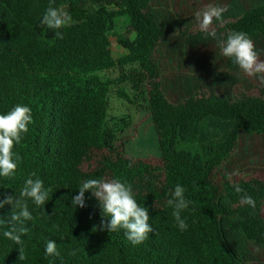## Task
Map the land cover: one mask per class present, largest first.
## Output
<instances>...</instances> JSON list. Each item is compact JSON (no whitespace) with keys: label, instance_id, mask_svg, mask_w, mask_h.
Returning a JSON list of instances; mask_svg holds the SVG:
<instances>
[{"label":"trees","instance_id":"1","mask_svg":"<svg viewBox=\"0 0 264 264\" xmlns=\"http://www.w3.org/2000/svg\"><path fill=\"white\" fill-rule=\"evenodd\" d=\"M49 6L0 0V114L20 104L33 118L13 149L20 157L15 174L0 177V200L19 197L29 177L51 190L44 206L27 199L32 219L20 245L3 236L11 205L0 209V264H264V181L237 182L227 172L243 139L264 138V86L168 0H54L51 6L68 7L69 15H86L58 30L41 23ZM215 6L227 9L213 21L217 39L245 32L264 60V0ZM122 17L130 27L116 36L126 50L116 59L110 36ZM116 69L124 72L117 80L99 75ZM113 99L146 104L161 168L127 157L119 143L132 117H111ZM89 178L131 185L149 210L147 240L133 245L123 229L100 231L102 210L90 191L84 208L71 205ZM177 184L192 201L181 212L185 231L167 205ZM245 195L255 207L241 203ZM50 240L59 255L46 256Z\"/></svg>","mask_w":264,"mask_h":264},{"label":"clouds","instance_id":"2","mask_svg":"<svg viewBox=\"0 0 264 264\" xmlns=\"http://www.w3.org/2000/svg\"><path fill=\"white\" fill-rule=\"evenodd\" d=\"M54 0H50V6L46 9L41 20L42 25L49 29L58 30L71 23L72 17L62 8L51 6ZM226 8L208 5L204 9L194 13V18L200 31L206 33V38L217 40V47L224 57L230 58L233 64L249 77H256L264 86V60L260 59L252 39L247 33L233 31L228 33L226 39H217V32L211 26L213 21H222ZM57 39H62L60 31L55 32ZM33 122L31 109L28 106L16 105L6 114H0V177L11 178L17 169L20 157L14 153V146L19 144L24 134L29 130L28 125ZM35 176V173L32 174ZM233 175H239L234 172ZM236 192L243 189L234 185ZM50 189H45L44 182L40 178L26 179L19 197L12 195L0 200V209L5 205H11V219L7 223L10 227L3 232V236L17 245L22 244L21 237L28 229L24 227L25 221L32 219L28 209L27 199L37 206H44L49 199ZM90 191L97 199L102 210V219L99 225L100 231L116 232L123 229L127 239L138 245L148 239L153 228L149 223L150 215L146 207L138 204L134 198L131 185L119 179L105 180L89 178L79 187L78 194L72 197L71 205L76 208H84L85 192ZM185 188L177 184L168 199L167 205L173 209L172 215L181 231L188 228L185 219L181 218V212L188 208L192 201L185 199ZM242 204L255 207V200L249 195L241 198ZM18 210V211H17ZM107 217V218H106ZM93 229L97 231V227ZM46 256L59 255L55 241H48L45 249ZM23 257L20 256V259Z\"/></svg>","mask_w":264,"mask_h":264},{"label":"rangeland","instance_id":"3","mask_svg":"<svg viewBox=\"0 0 264 264\" xmlns=\"http://www.w3.org/2000/svg\"><path fill=\"white\" fill-rule=\"evenodd\" d=\"M172 10L186 19L188 22L195 23L194 13L204 9L208 5L215 6V0H168ZM64 11L69 13V8H64ZM71 23H77L85 19L84 13H74ZM130 27L129 17H122L116 21L115 31L112 32L110 40L112 43L113 55L116 59L121 58L126 50L117 43V37L125 35ZM216 30V25L211 26ZM195 30H199L198 25ZM133 38L134 35H130ZM124 72L121 69L105 71L99 75L112 80H117ZM247 76V75H246ZM248 79L253 84L257 83L256 77ZM128 89L129 86L125 85ZM111 117H123L130 115L132 117V125L125 135L120 138L121 143L125 144V152L127 157L132 160L146 162L155 168H161L163 162L161 159V150L158 134L153 123L151 114L146 108L144 102H139L138 105H132L124 100L113 99L111 104ZM239 172V175H233L234 172ZM231 178L237 182L241 180H249L257 178L264 181V138L262 137H247L240 142L239 148L236 151L234 158L227 170Z\"/></svg>","mask_w":264,"mask_h":264}]
</instances>
